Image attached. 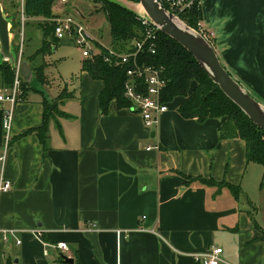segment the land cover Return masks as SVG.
Returning a JSON list of instances; mask_svg holds the SVG:
<instances>
[{
    "label": "crops",
    "instance_id": "obj_1",
    "mask_svg": "<svg viewBox=\"0 0 264 264\" xmlns=\"http://www.w3.org/2000/svg\"><path fill=\"white\" fill-rule=\"evenodd\" d=\"M201 8L222 64L264 105V0H201ZM31 20L27 43L37 44L27 55L44 38ZM44 61L48 83L31 84L42 91L0 104V182L13 184L0 194V264H70L49 246L58 242L83 264H203L195 255L212 247L224 249L222 264H264V167L247 160L244 140L221 139L224 119H185L178 96L150 130L114 100L102 111L104 83L83 61L65 88ZM45 97L58 110L48 121ZM45 124L47 147L33 131Z\"/></svg>",
    "mask_w": 264,
    "mask_h": 264
},
{
    "label": "trees",
    "instance_id": "obj_2",
    "mask_svg": "<svg viewBox=\"0 0 264 264\" xmlns=\"http://www.w3.org/2000/svg\"><path fill=\"white\" fill-rule=\"evenodd\" d=\"M16 1V0H15ZM58 0H26L25 13L30 17L47 18L54 15L53 9ZM96 5H102V9L110 24L112 46L114 50L129 53L135 49V42L144 40L147 27H151V21L139 15L135 10L126 8L114 0H91ZM14 6L15 13L8 16L13 28L19 26L18 14L16 13L19 4ZM4 6V5H3ZM5 8V7H4ZM8 10H5L7 12ZM19 13V12H18ZM15 15V16H14ZM17 21H15L14 17ZM13 18V19H12ZM181 19L196 30H201L202 8L200 5L193 7L186 13L181 14ZM13 20V21H12ZM14 22V23H13ZM44 38L42 46L34 54L24 55L22 61L31 64L35 77L31 82L46 85L48 79L45 73L44 58L50 53L55 42V25L53 22H40ZM16 29V28H15ZM207 33V32H206ZM19 45V43H18ZM153 45L155 53L150 47ZM215 47V44L213 43ZM20 46H16L15 54L19 52ZM100 48V47H99ZM101 54L93 58H85L82 63L83 70L87 71L94 79L104 83V89L100 95L101 108L104 113L108 112L110 103L114 100L119 107L130 108L131 102L125 97L124 85L129 78L127 71L130 64L116 66L106 61L107 50L102 46ZM25 56V57H24ZM137 61L140 65L153 66L161 69L162 77L166 80V88L163 93V100L168 104L178 96L184 97L179 107V113L185 119H196L199 122H206L209 119H224L219 127L221 139L240 138L246 142V156L248 161H253L264 167V130L255 124L249 116L235 104L211 78L204 67L197 59L177 41L157 29V36L153 40H147L143 49L138 53ZM225 67V66H224ZM226 68V67H225ZM227 69V68H226ZM229 72V70H228ZM230 73V72H229ZM15 66L8 61L0 64V87L11 88L15 80ZM23 95L29 90H38L31 82L22 77ZM45 118L57 112V103L44 99ZM41 142L47 147L48 135L46 124L36 128ZM203 185L221 187L225 183L209 178H197ZM234 194L240 190L233 187ZM58 260L64 261V253L56 252ZM14 264V262H9ZM74 264H83L80 260Z\"/></svg>",
    "mask_w": 264,
    "mask_h": 264
},
{
    "label": "built area",
    "instance_id": "obj_3",
    "mask_svg": "<svg viewBox=\"0 0 264 264\" xmlns=\"http://www.w3.org/2000/svg\"><path fill=\"white\" fill-rule=\"evenodd\" d=\"M19 3L20 29L22 34L26 28L27 15L25 13V1L17 0ZM67 3L68 0H59ZM162 7L171 11L175 16L181 18V14L188 12L193 7L200 5L201 0H156ZM45 22H53L55 25V37L59 41L72 42L77 45L85 58H93V56L101 54V49L95 51L94 38L87 29L82 25L80 20L71 16L56 14L52 17L43 18ZM149 19V18H148ZM150 20V19H149ZM151 21V20H150ZM152 26L147 27L144 40L136 41L135 49L129 53H122L113 48L105 47L108 56L106 61L116 66L130 64L127 71L129 78L126 80L124 89L125 97L131 102L130 109L138 112L147 128L153 130L160 122V117L169 110V104L163 100V93L166 88V80L162 77L161 69L153 66L140 65L137 61L138 53L143 49L147 40H153L157 36L156 26L152 21ZM206 34L201 28L199 31ZM152 53H155L153 45L150 47ZM23 49L19 50L16 57L15 80L11 88L0 89V104L8 102L11 106H15L17 102L23 98V89L21 87V65H22ZM5 130V154L12 138V112L8 111L4 119ZM151 149V148H149ZM5 159V155L3 160ZM10 180H2L0 182V194L12 189ZM36 236L41 238L43 233L41 230H35ZM53 249L65 252L69 249L66 242H58L49 245ZM224 249L222 247H212L205 253L196 254L195 257L201 260L203 264H222Z\"/></svg>",
    "mask_w": 264,
    "mask_h": 264
},
{
    "label": "water",
    "instance_id": "obj_4",
    "mask_svg": "<svg viewBox=\"0 0 264 264\" xmlns=\"http://www.w3.org/2000/svg\"><path fill=\"white\" fill-rule=\"evenodd\" d=\"M139 7L147 10V17L159 29L186 50L204 67L211 78L222 91L237 104L249 118L264 130V105L236 80L222 64L213 44L201 32L189 26L181 18L162 7L156 0H138ZM118 2V1H117ZM120 3V2H118ZM121 4V3H120ZM139 7L138 12L139 13ZM140 14V13H139ZM175 19L180 20L178 24ZM185 26V27H184ZM11 21L5 15L3 4L0 0V57L4 61L16 65L15 52L12 49ZM21 76L28 82L34 74L27 61L21 65ZM155 132L152 133V136ZM64 261L74 264L75 260L64 255Z\"/></svg>",
    "mask_w": 264,
    "mask_h": 264
},
{
    "label": "rangeland",
    "instance_id": "obj_5",
    "mask_svg": "<svg viewBox=\"0 0 264 264\" xmlns=\"http://www.w3.org/2000/svg\"><path fill=\"white\" fill-rule=\"evenodd\" d=\"M114 1L120 2L123 6L131 10L137 11L139 7L138 0H114ZM1 2L4 5L3 8L5 7L4 11L8 10L7 11L8 14L5 12V15H7V18L10 14L13 15L15 13L14 6H16V2H18L17 0L16 1L15 0H1ZM18 12H20L19 6L16 11V13L18 14L16 18L20 20L21 18ZM53 13L54 15L56 14L71 15L77 18L78 20H80V22L87 29L90 35L92 36L91 32H93L94 34V38H95L94 41L96 44L95 46L96 48L94 49L95 51H97L99 47L102 48V46L113 48L110 24L107 20V16L105 12L102 9V5H96L91 0H68L66 4L58 0L54 6ZM16 18L14 17L15 21H17ZM27 18L28 19L26 23V28L23 34H22V29H20V22H18L19 26L15 27L16 29L13 28V24L11 22L13 51L16 50V46H20L19 50L23 49L24 51H26V49H31L30 46H32V49H33V45L35 46V44H37L35 39H32L29 43H27L26 30H27V24H28L29 17L27 16ZM31 18L32 20L30 24H31V27L33 28H36V26L38 27L41 26L40 22H44V19L41 20L38 17H34V18L30 17V19ZM200 25H201V22H200ZM203 36H205L208 39V41L211 42V44L213 43L215 44V40L211 32L207 31V33L205 35L203 34ZM66 42L67 41L60 42L57 52L47 54V59L50 63L52 79L55 81L54 82L55 87L60 86V88H65L66 85H68L67 82H69L73 78V75L74 77H77L78 70L79 68H81L80 65L84 59L82 51L77 45L73 44L72 42H68V43ZM101 43H104L106 46H104V44H101ZM38 46L41 47L42 43L40 42ZM24 55H26V52ZM22 81H21V87H22ZM243 87L245 86L243 85ZM3 88L4 87H0V89H3ZM42 88H44V86ZM53 95H56V94H53Z\"/></svg>",
    "mask_w": 264,
    "mask_h": 264
},
{
    "label": "bare ground",
    "instance_id": "obj_6",
    "mask_svg": "<svg viewBox=\"0 0 264 264\" xmlns=\"http://www.w3.org/2000/svg\"><path fill=\"white\" fill-rule=\"evenodd\" d=\"M139 13L142 15V16H147V10L146 9H143L141 7H139ZM177 21L178 24H180V20L178 19H175ZM183 23H181L180 25H182ZM184 25V24H183ZM185 27V26H184ZM260 102V101H259Z\"/></svg>",
    "mask_w": 264,
    "mask_h": 264
}]
</instances>
